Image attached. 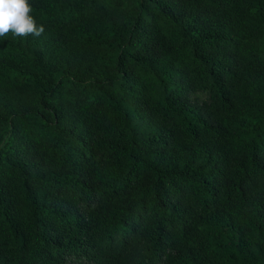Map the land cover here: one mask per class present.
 Wrapping results in <instances>:
<instances>
[{"label":"trees","instance_id":"1","mask_svg":"<svg viewBox=\"0 0 264 264\" xmlns=\"http://www.w3.org/2000/svg\"><path fill=\"white\" fill-rule=\"evenodd\" d=\"M0 36V264H264V0H29Z\"/></svg>","mask_w":264,"mask_h":264},{"label":"clouds","instance_id":"2","mask_svg":"<svg viewBox=\"0 0 264 264\" xmlns=\"http://www.w3.org/2000/svg\"><path fill=\"white\" fill-rule=\"evenodd\" d=\"M43 31V25L38 26L32 15L29 0H0V36L11 32L19 37H39Z\"/></svg>","mask_w":264,"mask_h":264}]
</instances>
